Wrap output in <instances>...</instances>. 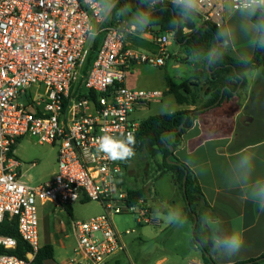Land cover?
<instances>
[{
	"label": "built area",
	"instance_id": "obj_1",
	"mask_svg": "<svg viewBox=\"0 0 264 264\" xmlns=\"http://www.w3.org/2000/svg\"><path fill=\"white\" fill-rule=\"evenodd\" d=\"M152 9L182 0H145ZM242 0H195L191 15L221 28L226 13L244 11ZM101 0H0V226L15 219L19 238L29 248L21 259L0 253V264H32L41 248L37 205L70 206L94 201L100 215L73 221L76 253L71 264H106L125 245L112 217L133 212L140 225L152 224L142 199L128 201L121 161L99 152L102 135L135 137L140 121L133 114L163 96L156 90H134L124 79L134 64L159 68L170 57L169 33L153 37L154 49L132 47L136 29L122 19L106 24ZM189 30L183 28V33ZM100 35L91 67L89 39ZM56 148L51 180L31 187L23 181L15 145L22 137ZM129 233L126 231V234ZM16 239L0 234V249Z\"/></svg>",
	"mask_w": 264,
	"mask_h": 264
},
{
	"label": "crops",
	"instance_id": "obj_2",
	"mask_svg": "<svg viewBox=\"0 0 264 264\" xmlns=\"http://www.w3.org/2000/svg\"><path fill=\"white\" fill-rule=\"evenodd\" d=\"M236 12L240 11L228 13L229 16L226 17V21L232 16L234 17ZM113 20L107 14L106 23L110 24ZM220 30L222 31V27ZM257 33L256 28L255 39ZM154 36L150 33L137 32L136 36L130 37L128 40L134 49L145 53L154 49ZM95 39H89L91 48ZM223 39L226 51L231 55L232 50L227 46L224 36ZM254 42L247 58H234L249 60L253 55ZM184 60L191 63L190 65L194 68V76L195 65L201 59H194L191 62V58L186 56ZM142 65L136 63L132 67H134V70H140L139 67ZM201 69L202 65L197 70ZM193 76L187 79H191ZM245 78L246 85L230 101L223 102L220 106L205 111L194 121L192 127L182 134L180 144L174 150V156L193 173L206 202V205H201L200 211L210 241L216 249L211 252L214 264H236L255 259L264 254V211L260 210L264 208V196L258 195L261 190H264V137L235 145L237 143L236 138L230 134L229 131L231 130H228L230 122H224V114L229 112L227 109L224 111V107L227 106L228 109L233 110L229 112L230 115L234 116L230 121L235 125V118L239 119L242 116H247L242 112V105L252 100V91L255 84L260 83V86H264V76L258 69L246 71ZM141 81L138 76L135 77L131 74L129 79L126 75L124 84L129 89L161 92L164 89L167 93L169 87L168 77L165 82L159 81L158 77L151 80L150 83ZM204 99L206 98L202 97L201 101H204ZM181 106H185L183 110L195 108V106L186 104ZM121 179L124 186H126L123 177ZM126 188L129 187L126 186ZM172 192L178 195L176 189L172 188ZM46 204L48 203L40 204V206L44 207ZM52 206L51 212H42V226H39L38 230L40 247L50 246L52 249V257L44 260L43 264H71V261L82 258L81 255L76 253V239L72 230L73 220L70 223V230L73 235L72 244L70 245V243L67 244L64 241L69 240V236L66 234L67 228L55 216L58 208L66 210V206ZM68 207L71 214L73 212L72 206ZM158 221L154 219L152 224L159 227L160 222ZM175 228V225L171 222L169 233H172ZM233 233L243 238V244L236 252L221 246L222 241ZM150 241L153 242L152 248L157 245L155 241ZM192 246V254H177L174 256L161 253L155 258L154 264H207L203 260L201 250L193 243ZM117 256L109 259L106 264L113 259H115L114 262H118ZM257 264H264V262Z\"/></svg>",
	"mask_w": 264,
	"mask_h": 264
},
{
	"label": "rangeland",
	"instance_id": "obj_3",
	"mask_svg": "<svg viewBox=\"0 0 264 264\" xmlns=\"http://www.w3.org/2000/svg\"><path fill=\"white\" fill-rule=\"evenodd\" d=\"M110 1L106 4L107 14L114 4V0ZM228 16L229 14L226 13L225 18ZM191 17L195 26H198L200 24L198 18ZM116 19L120 18L116 17L112 22ZM222 31L225 33L224 38L227 46L232 50L233 57L247 58L250 55L256 27L251 23L247 12H236L234 17L227 21L225 19ZM168 39L170 44L167 50L170 57L165 60L164 66L154 68L143 64L139 67L140 70H134L132 67L127 78L129 79L132 74L135 77L138 76L141 82L150 83L156 77L162 82H165L168 77L172 84H177L193 76L194 68L190 62L184 60L187 56L185 50L175 42L173 33L168 35ZM190 61L193 62L194 59ZM162 92L161 98L150 102L147 107L138 109L133 114V118L141 121L151 116L173 113L185 108L175 102L172 94L166 93L164 89ZM252 92V100L242 103V112L252 119L251 122L241 124L240 117L235 118V125L232 124L234 116L229 112L233 110L228 109L227 106L224 107V111L226 109L229 111L224 114V122H230L228 130H231L230 134L236 138L235 145L264 137V86H260V83L255 84ZM14 149L15 157L22 163L21 173L27 185L36 187L51 180L56 170L55 147L39 144L35 139L25 136L17 141ZM121 172L127 187L145 189L146 194L142 200L149 206L152 220H159L160 225L159 227L153 224L140 225L137 223V215L133 212L114 215L112 223L121 236L126 252L117 256L118 262H114L115 259H113L108 264H154L155 258L161 253L174 256L192 254L193 225L187 218L186 205L176 184V177L163 166L162 158L159 155L152 157L145 153L136 154L127 168ZM172 188L178 191V195L172 192ZM71 206L73 211L71 214L63 208H58L55 213L57 220L67 228L66 234L69 240L64 241L70 245L73 240L70 230L71 220L86 221L102 213L101 206L94 201L76 202ZM37 207L38 222L41 227L42 212H51L53 206L48 203L44 207L38 204ZM170 220L176 227L172 233H169ZM126 231L129 233L126 234ZM150 240L155 241L157 245L152 248L153 242Z\"/></svg>",
	"mask_w": 264,
	"mask_h": 264
},
{
	"label": "trees",
	"instance_id": "obj_4",
	"mask_svg": "<svg viewBox=\"0 0 264 264\" xmlns=\"http://www.w3.org/2000/svg\"><path fill=\"white\" fill-rule=\"evenodd\" d=\"M101 1L105 5L111 2L110 0ZM190 15L191 12L185 7L167 3L150 9L145 0H114L108 13L111 20L119 17L128 25L133 26L138 33L153 35L173 33L175 42L185 50L188 57L201 59L199 63H196L195 74L191 79L183 80L176 85L168 79L167 93L173 95L175 102L179 105H192L195 108L141 120L133 147L135 155L139 153L152 157L159 155L166 170L175 175L176 184L186 205L187 218L193 225L192 243L201 250L205 263L214 264L211 252L216 249L210 241L200 211L201 205H206V202L193 173L174 156V150L180 144L182 134L192 127L194 121L202 113L220 106L223 102L230 101L246 85V71L258 69L264 76V47H258L254 42L253 55L249 60L236 59L226 51L225 41L218 35L222 33L220 28L211 23H200L194 30L183 33L186 25L182 23V19ZM141 20L146 21V27L140 25ZM250 20L257 28V21H264V10L258 9ZM177 23H179L178 26ZM260 35H264V29L257 33L256 39ZM99 38L100 35L93 43L86 69L91 67L95 51L99 46ZM211 53H214L216 58L213 63L209 64L208 58ZM200 65L202 69L197 70ZM202 97L206 99L201 101ZM170 147L173 152H170ZM133 157L120 160L122 170L127 168ZM145 194L144 188H127L130 203L143 199ZM65 209L70 214L69 207L66 206ZM0 234L16 239L14 249H0V253L14 255L21 259L26 258L29 248L17 234L15 219L6 218L0 226ZM51 257V247L43 246L39 249L32 264H43L44 260ZM260 262H264V254L236 264Z\"/></svg>",
	"mask_w": 264,
	"mask_h": 264
},
{
	"label": "clouds",
	"instance_id": "obj_5",
	"mask_svg": "<svg viewBox=\"0 0 264 264\" xmlns=\"http://www.w3.org/2000/svg\"><path fill=\"white\" fill-rule=\"evenodd\" d=\"M181 2V0H178ZM185 9L191 10L195 6V0H182ZM242 9L248 13L249 16L255 15L258 9H264V0H242L241 4ZM141 26L146 27V21L141 20ZM257 31H261L264 29V21H257ZM219 36H225V33H219ZM256 45L258 47H264V35H260L256 41ZM215 54L211 53L209 55V64L213 63L215 60ZM96 143L98 145V151L107 155V157L111 160H125L131 158L135 155L134 145H135V137L132 133H129L124 138H117L111 135H102L97 138ZM259 196H264V190H261L258 193ZM264 211V208L260 209ZM174 219V218H173ZM170 222H173L170 220ZM243 244L242 236H237L233 233L231 236L227 237L222 241L221 246L225 249H230L233 252L239 250V248Z\"/></svg>",
	"mask_w": 264,
	"mask_h": 264
},
{
	"label": "water",
	"instance_id": "obj_6",
	"mask_svg": "<svg viewBox=\"0 0 264 264\" xmlns=\"http://www.w3.org/2000/svg\"><path fill=\"white\" fill-rule=\"evenodd\" d=\"M182 23H184V24L186 25V28H187L189 31H192V30H194V29L196 28V26H195L193 20H192L189 16L183 18V19H182ZM178 24H179V23H177V26H178ZM244 121H246V122H250V121H252V119H250V118L247 117V116H242V117L240 118V122H241L242 124H244ZM246 122H245V124H246ZM170 152H173V149H172L171 147H170ZM171 163H174V162L171 161ZM193 217H194V219H195V216H193ZM27 258H30V255H28Z\"/></svg>",
	"mask_w": 264,
	"mask_h": 264
}]
</instances>
